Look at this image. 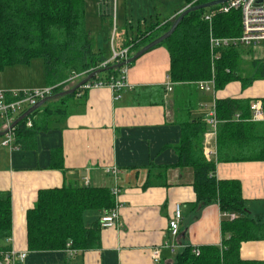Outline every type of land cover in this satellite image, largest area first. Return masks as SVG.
Segmentation results:
<instances>
[{
	"label": "crops",
	"instance_id": "0c3cea01",
	"mask_svg": "<svg viewBox=\"0 0 264 264\" xmlns=\"http://www.w3.org/2000/svg\"><path fill=\"white\" fill-rule=\"evenodd\" d=\"M90 3L91 22L102 31L101 17L109 13L98 0ZM173 15L158 23H166ZM134 38L120 31L116 47H125ZM163 46H156L133 62L132 68L128 67L127 80L134 89L124 90L120 99L116 100V93L108 87L80 88L75 97L63 104L67 106L64 116L40 111L32 119L36 122L35 133L26 135L32 130L28 125L24 131L14 130L11 145H4L3 136L0 194L10 195L12 230L2 244L5 251L27 253L24 260L15 264H178L179 255L188 247L200 251L219 247L223 251L225 239L231 235L223 230V225L234 220L223 217L219 201L197 204L194 170L178 165L177 147L183 133L175 108L178 88L176 84L172 91L165 88L170 76V55ZM96 48L105 50L100 44ZM240 49V76L249 84L243 86L238 80L223 89L198 90L193 116L207 124L203 150L206 159L216 162L217 179L238 181L247 211L263 224L264 161L218 162L217 131L208 121L212 114L217 118L218 99L244 98L250 103L260 100L264 105V45ZM106 51L109 58L112 47ZM151 60L155 62L154 70L142 69ZM44 86L45 76L38 86L6 85L0 89ZM157 88L163 91V101L153 104L147 93ZM138 92L142 96H136ZM113 166L120 169L117 176L107 172ZM65 182L110 190L119 186V221L114 227L98 228L96 247L76 249L73 255L67 250L31 251L27 243V212L34 207L40 190L59 188ZM177 203L181 205L183 219L179 235L173 237L168 223ZM108 211L86 210L85 225L92 227ZM157 248L160 260L155 262L152 252ZM238 252L242 260L264 264V239L242 241Z\"/></svg>",
	"mask_w": 264,
	"mask_h": 264
},
{
	"label": "trees",
	"instance_id": "16d2710c",
	"mask_svg": "<svg viewBox=\"0 0 264 264\" xmlns=\"http://www.w3.org/2000/svg\"><path fill=\"white\" fill-rule=\"evenodd\" d=\"M208 1L198 0L193 4ZM218 7L220 5L190 12L175 32L158 45H165L169 52V74L178 88L175 108L183 132L177 147L178 165L194 170L197 204L219 201L222 211L237 216L234 221L223 225V230L231 234L229 239H225L223 251L219 247H206L197 255L188 247L179 255L178 264H263L239 257L242 241L264 239V223L261 224L247 211L238 181L217 179L216 162L206 159L203 150L207 124L202 118L193 116L199 96L198 81L209 80L214 75L217 90L238 80L243 86L249 84L239 72L240 46L218 49L215 54L211 51V36L232 37L241 32L238 11L217 12L211 22L203 18L207 12ZM176 18L162 26L160 23L152 24L138 37L128 41L126 46H131L130 56L169 30ZM107 20L108 15L103 14L101 21L106 33L111 29ZM105 41L109 42L108 33ZM106 52L96 48L95 36L87 26V0H0V72L17 65L28 66L33 60L41 59L46 86L62 84L72 73L83 74L72 83L76 85L92 71L103 67L108 59ZM120 71L121 68L108 70L101 73L104 77L99 74L93 80L116 78ZM66 85H59L54 94L66 90ZM78 90L48 101L29 118L33 119L40 111L64 116L67 106L63 104L75 97ZM162 92L161 88H157L147 93V98L153 104H160L163 101ZM136 96L140 97L142 93L138 92ZM250 102L249 99L234 97L216 101L218 162L264 161V122L250 120ZM237 113L240 119L234 118ZM26 126L27 119L16 126L15 132L26 130ZM33 132H36V122L32 121V130L26 135ZM114 205V196L108 187L65 182L59 188L40 190L34 207L27 212L29 249L66 251L69 243L74 250L96 247L99 244L100 221L87 227L84 213L88 209L110 211ZM11 230V198L8 193H3L0 194V255L5 251L2 243L10 237Z\"/></svg>",
	"mask_w": 264,
	"mask_h": 264
},
{
	"label": "built area",
	"instance_id": "2783aa9c",
	"mask_svg": "<svg viewBox=\"0 0 264 264\" xmlns=\"http://www.w3.org/2000/svg\"><path fill=\"white\" fill-rule=\"evenodd\" d=\"M101 3L107 0H99ZM115 0H113V3ZM115 4V3H114ZM114 6V5H113ZM232 11H238L241 15V32L238 36L232 37H217L211 36L210 44L211 51L215 54L216 50L227 48L230 46H261L264 45V0H229L220 7L207 12L203 18L206 21L211 22L213 17L217 12L219 13H230ZM116 24V21L115 23ZM116 29V28H115ZM116 42V31L114 30L111 35V47L112 53L110 57L102 64L103 67L109 64L121 63L128 60L130 57L131 46H125L122 48H117L115 46ZM128 67L124 66L121 68L120 75L118 77H111L109 80H93L82 86L84 89L108 87L116 93L115 99L121 98V93L126 90L134 89L127 80ZM83 74L72 73L69 78H67L62 84H68L70 82H75ZM59 84V85H62ZM197 86L202 92H209L215 89V76L209 80L198 81ZM44 86L35 88H20V89H0V128L8 129L6 133V140L4 145H11L14 138L15 127L11 128L13 121L19 117L23 112H25L30 107L34 106L40 100L51 96L54 94L55 89L59 86ZM174 82L171 80L170 76L165 83V88L167 91H172ZM251 118L250 120L255 122H260L264 120V110L263 104L260 100H254L251 103ZM235 119H240V114H235ZM27 119V125L32 126V119ZM213 129L217 131L219 120L214 114L208 120ZM120 169L116 166L107 169L108 173L117 176ZM112 195L114 196L115 205L114 207L103 214L100 218V224L102 228L114 227L119 221L120 217V207L121 204L118 201V195L120 192V187L115 186L111 189ZM223 217H228L232 220L236 219L235 213L222 212ZM183 219V213L180 204L174 206V212L172 217L169 219V231L173 237H176L180 233V225ZM71 243L68 244L67 251L69 254H74V249L71 247ZM193 252L197 255L200 254V249L195 248ZM27 253H18L14 250H7L1 252L0 264H15L17 260H24ZM153 260L158 262L160 260V250L154 249L152 252Z\"/></svg>",
	"mask_w": 264,
	"mask_h": 264
},
{
	"label": "rangeland",
	"instance_id": "374dc122",
	"mask_svg": "<svg viewBox=\"0 0 264 264\" xmlns=\"http://www.w3.org/2000/svg\"><path fill=\"white\" fill-rule=\"evenodd\" d=\"M99 1V0H98ZM198 0H115V4L113 0H107L104 3L100 4L101 7L108 12V23L111 24V29L108 30L109 42L105 41L106 30H98L95 26V22H91V11L92 5L90 0H87V13L90 16L87 21V26L92 30V33L95 36L96 46L99 44L107 50V48L111 47V35L112 32L116 31V42L118 34L121 32H127V37L131 38L132 36L138 37L140 32L146 30L152 24L162 22L165 18L174 15L168 23H171L174 18L177 17L178 10L180 8H185L193 4ZM208 1V0H207ZM114 5V6H113ZM159 5V6H158ZM182 10V9H181ZM107 21L105 25H107ZM116 21V24H114ZM166 24V23H164ZM160 24V26L164 25ZM124 25L126 26V31L124 30ZM116 28V29H115ZM162 47H164L162 45ZM134 64L128 65L129 68H132ZM155 62L153 60L149 61L146 65H142V69H146V67L150 68L148 70H154ZM44 63L41 59H35L32 61L30 66L25 65H17L11 68H7L4 72H0V87L6 85L13 86H26L33 87L42 84V80L44 79ZM144 79L145 71L141 73ZM104 77V74L99 75ZM73 82L68 83L64 89L71 88L74 84ZM3 136L0 137V142L2 141Z\"/></svg>",
	"mask_w": 264,
	"mask_h": 264
},
{
	"label": "water",
	"instance_id": "95a60500",
	"mask_svg": "<svg viewBox=\"0 0 264 264\" xmlns=\"http://www.w3.org/2000/svg\"><path fill=\"white\" fill-rule=\"evenodd\" d=\"M227 1H229V0H210V1L205 2V3H201V4H197V5H189V6L185 7L183 10H181L179 16L175 19V21L173 22V24L169 30H167L165 33H163L159 37L155 38L154 40L150 41L149 43H147L145 46H143L141 49H139L136 53H134L132 56H130L128 58V60L123 61L121 63L112 64L109 67L97 68L94 71H92L91 73H89L85 78H83L78 83H76V85H74L70 89L60 91L56 94H53L51 96H48V97L40 100L34 106L30 107L25 112H23L19 117H17L16 120L12 123L11 128L19 125V123H21L27 117L32 115L36 110L41 108L48 101L55 99V98L64 97V96L71 95V94L75 93L78 89L82 88L83 85L92 81L99 74H101L105 71H108V70L119 69V68H122L124 66H128V65L132 64L138 58H140L142 55H144L145 53H147L148 51H150L151 49L155 48L156 46H158L159 44L164 42L166 39H168L175 32V30L177 29V27L179 26L181 21L184 19V17L186 15H188L190 12L201 10V9H208V8H211L214 6L224 4ZM260 1H262V0H260ZM7 132H8V129H6L5 131H0V137L6 135Z\"/></svg>",
	"mask_w": 264,
	"mask_h": 264
}]
</instances>
